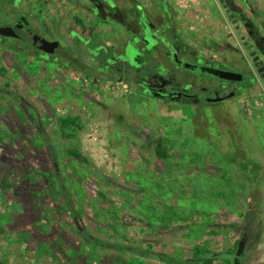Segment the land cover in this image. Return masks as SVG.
Listing matches in <instances>:
<instances>
[{"label":"rangeland","instance_id":"374dc122","mask_svg":"<svg viewBox=\"0 0 264 264\" xmlns=\"http://www.w3.org/2000/svg\"><path fill=\"white\" fill-rule=\"evenodd\" d=\"M110 1L251 81L210 108L147 97L83 64L91 42L122 58L132 46L90 0H0V26L27 21L60 43L43 57L29 35L0 42V264H211L240 237L241 264H264V154L237 152L255 135L229 113L264 101V0ZM125 13L111 18L129 25ZM145 48L151 67L173 68Z\"/></svg>","mask_w":264,"mask_h":264},{"label":"flooded vegetation","instance_id":"af4514ba","mask_svg":"<svg viewBox=\"0 0 264 264\" xmlns=\"http://www.w3.org/2000/svg\"><path fill=\"white\" fill-rule=\"evenodd\" d=\"M129 1L134 2L135 0ZM90 2L94 9L93 12L96 13L100 10L104 13L103 22L106 25L109 27L112 26L114 29L119 30V32L126 34L129 37L130 44L132 43V46L129 45L131 49L128 51L129 55L126 54L124 58L115 56L104 44L98 42L96 44L95 42L88 44L86 51L89 58L88 60L83 59L82 62L89 72H93L95 75H100L107 80H111V78L122 79L138 94L152 97L163 102L173 101L196 106H201L202 104L215 105L223 102L234 94L229 88L237 85V90H239L248 84L247 81H251L249 77H245L241 73V81H228L219 79L207 72H201L200 69L204 71H206V69L236 71L226 67L223 63H214L209 60H204L185 47H177L175 43L176 40L172 38L171 42L167 41L160 36L158 30L154 31L152 35V25L150 22L146 21L145 16L142 14V7L139 6V4L133 3L134 7H131L130 4H124L127 9L122 10V6H117L110 0L102 4H100L98 0H90ZM129 6L131 8H129ZM122 11H126V19L124 21L128 22L129 25H127V23L124 24V22H117L115 19L111 18V16L116 15L121 18ZM131 11H134V13L132 14ZM5 26L13 28L16 37L0 36L1 43L9 39H22V35L33 37V40L30 39L32 47H34L33 41L36 40L34 36L42 37L49 42H57L58 47L52 54H46L34 47L43 57L54 55L60 47V43L56 39L45 38L43 35L39 36L32 28H28L27 21H19L18 19L8 20L7 24H4L2 27ZM106 34L109 35V31ZM145 34H147V38L152 36L154 41H149L145 38ZM82 42L84 45L90 43L89 40H83ZM92 43H94V46H92ZM159 43H161L162 48L166 50H161L158 46L155 48ZM123 45H127V43L120 44V47H123ZM145 45H147L148 48L161 52V55L165 56L166 54L173 68L151 67V65H149L150 58L145 55L147 52ZM187 65L193 68L186 67ZM181 73L186 76V80L181 78V76H177L181 75ZM200 81H206L210 84L208 87H205Z\"/></svg>","mask_w":264,"mask_h":264},{"label":"crops","instance_id":"0c3cea01","mask_svg":"<svg viewBox=\"0 0 264 264\" xmlns=\"http://www.w3.org/2000/svg\"><path fill=\"white\" fill-rule=\"evenodd\" d=\"M247 98L248 99L246 100V105L244 106L245 108L241 107V109L243 108L244 110H241V109L236 110L235 108H233L232 111L229 110L230 111L229 113H231V116H232V122H231L232 125H236V123H237L238 129L240 128V130H241V131H239V134L244 135V134H246V130H247L248 132L253 131L252 133L255 135L254 139H250V140H248L249 138H246V137L245 138H242V137L239 138L241 141L238 144V146H240V147L238 148L237 152L240 150L241 147L244 148V146L247 145V146H250L252 148L253 153L258 152L260 154L261 153L264 154V137L258 136L261 139L260 142H258L257 138H256L257 135L264 134V110H263L264 109V101L262 100L263 95L259 94V96H252L250 98L247 96ZM223 102H226V101H223ZM220 103H217L215 105H203V104L202 105L204 107L210 108V107H214ZM187 105L191 107V104H187ZM193 106H196V105H193ZM201 106H196V107L199 108ZM242 106H243V104H242ZM228 107H230V106H226V108H228ZM244 111H246V112H244ZM241 113L243 114V116ZM222 125L223 126L221 128H227V126H224V123ZM230 143H231V141H230ZM232 146H233V143H232ZM234 154H235L234 155L235 158L238 159L237 156L239 154H236L235 152H234ZM240 155H242V154H240ZM239 157H241V156H239ZM262 158H264V156ZM262 158H260V162L262 161ZM243 159L246 161V157ZM247 160H248V158H247ZM250 162H252V159L250 160ZM248 171H251V168H248ZM245 176L248 178V177H250V174L246 173ZM225 256H228V255H226V254L217 255V256L215 255V257L211 258L212 261L210 263L211 264L213 262L216 263L217 260L215 258L223 257L221 259H225Z\"/></svg>","mask_w":264,"mask_h":264},{"label":"water","instance_id":"95a60500","mask_svg":"<svg viewBox=\"0 0 264 264\" xmlns=\"http://www.w3.org/2000/svg\"><path fill=\"white\" fill-rule=\"evenodd\" d=\"M0 36L1 37H16V33L13 28L9 26L2 27L0 26ZM36 40L33 41V46L46 54H52L54 50L58 47V43L55 41L49 42L42 37H36ZM189 68H193L192 66H186ZM201 72H207L219 79L228 80V81H241L242 75L238 72L226 71L220 69H200ZM246 239L244 237H240L237 240V244L233 255L231 257V264H241V260L246 251Z\"/></svg>","mask_w":264,"mask_h":264},{"label":"trees","instance_id":"16d2710c","mask_svg":"<svg viewBox=\"0 0 264 264\" xmlns=\"http://www.w3.org/2000/svg\"><path fill=\"white\" fill-rule=\"evenodd\" d=\"M60 122H61V124H62L63 127H67V126H69V124L72 123L71 120H69V119H63V120H60ZM96 242H97V241L94 240V243H96ZM97 243H98L99 246H101V247H109L107 244H103V243H99V242H97ZM236 244H237V241H236L235 244H234V245H235V246H234V250H235ZM110 247H111V246H110ZM234 250H233L232 252L226 254V255H228V257H231V256L233 255ZM221 258H223V257H221ZM211 261H212V259H206V260H204V263H210ZM188 263H189V262H187V261L182 262V264H188ZM228 264H231V259L228 260Z\"/></svg>","mask_w":264,"mask_h":264}]
</instances>
